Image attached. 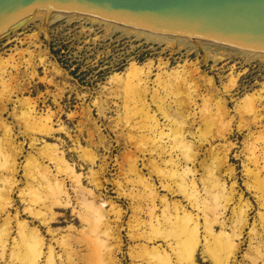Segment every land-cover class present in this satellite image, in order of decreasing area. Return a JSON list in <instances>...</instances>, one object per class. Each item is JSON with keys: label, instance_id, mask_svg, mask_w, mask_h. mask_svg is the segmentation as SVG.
Segmentation results:
<instances>
[{"label": "rangeland", "instance_id": "374dc122", "mask_svg": "<svg viewBox=\"0 0 264 264\" xmlns=\"http://www.w3.org/2000/svg\"><path fill=\"white\" fill-rule=\"evenodd\" d=\"M43 19L31 15L21 26L0 36V143L2 127L9 126L14 142L9 146L18 151V186L12 190L11 205L0 214V223L9 214L13 236L17 232L16 215L36 226L59 263L67 256L65 246L71 236L81 235L78 233L88 228L81 215L94 199L93 193L96 202L104 201L107 221L119 234L117 264H146L142 232H150L151 197L137 181L140 173L168 201L165 207L156 200V214L160 216L164 208L174 213L176 202L198 214L203 236L202 214L177 190L170 174L171 163H186L171 134L180 114L186 126L185 138L196 151L194 170L199 187L208 168L221 164L220 176L233 188L234 198L223 217L229 232L233 209L238 205L247 209L248 223L236 241L239 249L234 264H249L259 251L264 253V246L256 243L264 234V53L214 43L197 46L148 39L85 16H51L45 29ZM148 60L165 62L167 70L186 63L187 93L181 86L176 93V80L159 78L157 69L152 70L140 94L123 88L119 80H110L131 61L142 64ZM202 76L210 77L214 87L203 83ZM233 78L235 85L230 88ZM260 87L259 99L255 92ZM252 92L256 96L253 104L240 101ZM181 98L189 104L181 105ZM29 111L36 121H47V131L29 126ZM151 114L165 133L162 137L156 136L154 122L146 117ZM44 143L57 149L74 168L79 182L66 168L58 170L48 160L51 149H41ZM34 159L48 165L51 176L63 181L68 193L67 198L52 201L53 209H44L45 216L26 211V201L20 197L19 188L29 179L24 167ZM221 227L217 223L214 229L217 232ZM148 244H161L169 251L162 240ZM79 245V252H83L75 253L77 264H98L85 258L86 247ZM0 264H4L2 259ZM195 264L215 263L200 246Z\"/></svg>", "mask_w": 264, "mask_h": 264}, {"label": "bare ground", "instance_id": "6f19581e", "mask_svg": "<svg viewBox=\"0 0 264 264\" xmlns=\"http://www.w3.org/2000/svg\"><path fill=\"white\" fill-rule=\"evenodd\" d=\"M31 15L44 16L45 10L37 9L26 17L25 20L31 17ZM63 15H73L74 17L83 16L76 13L53 11L51 12L49 21L51 16L57 18L58 16ZM88 18L99 20L108 27L113 26L127 31H132L138 35L145 36L148 39L171 40V42L167 41L168 43H179L180 41H185L197 46H201L204 43L220 44L208 40L180 37L144 29H134L118 23L97 19L95 17ZM49 21L45 23L43 19V26L45 29L48 27ZM13 30L14 29L11 31ZM220 45L228 46L224 44ZM246 50L251 51L248 49ZM257 53L263 54L259 52ZM153 69H157L159 71V73L156 74L159 78L161 76H169L176 80V82L173 83L176 87V93L179 92L178 90L181 87L182 89H185L184 93H187L189 90L188 84L184 82L187 77L186 75L189 73L186 63L176 65L169 68L170 70H167V64L165 62L153 63V60H148L142 64H138L137 62L131 61L124 68L123 72H115L110 77V80H119L121 81L123 88L140 94L141 90L144 88V83H146L147 78L150 76ZM201 80L203 83L207 82L213 86V82L210 77L208 78L206 76H202ZM234 85L235 79L233 78L231 80L230 88ZM263 87L258 88L255 93L257 94L261 92L260 90ZM227 88L226 90H230V88ZM214 89L218 94L219 91L217 88L215 87ZM254 97L256 96L253 92L247 93L240 99V101L251 104ZM258 97L259 99L262 97L260 96V93L257 98ZM180 100L179 102H181L180 104H183V106L189 104V102H185L183 99L181 101ZM148 111H146V113H148ZM31 114L32 113L29 111L26 116L29 121V126L32 129L42 127L43 130L47 131V121L40 123L33 119ZM177 116L179 119L176 122L175 128L172 130L170 128L168 129L171 130V134H173L174 143L177 145L178 150L184 154L186 163L183 166H179L178 163L175 162L171 163L170 174L177 190L182 192L183 196L189 200L192 207L198 209V212L200 211L202 214V231L204 235H201V224L199 222V217L197 216L198 214L193 215L191 211H188L185 208L182 209L180 204L178 205L176 202H174V213H171L167 210V208H164L162 209L161 215H157L156 200H160V203L165 205V207L168 206V201L164 196H159L158 192L155 190L154 184L150 183L148 179L143 178L142 175L138 173L137 181H141L143 183L146 191H148V195L151 197L148 227V231L150 232L145 234L142 232L146 239V244L144 245V249L147 253L146 260L148 261L146 264H195V257L200 246H202L203 252L210 255L215 264H234L237 258L236 254L239 249V243L236 241L241 235V228L248 223L247 209L241 207L240 205L233 209L232 212L234 215L231 220V232H229L227 230L226 220L223 219V217L227 211L230 200L234 198L233 188L227 187L224 180L221 178V164H219V166L215 165L208 168L207 173L203 174L201 178L202 188L199 187L195 178L196 171L194 170L196 151L191 142L185 138L186 126L184 120H181L183 119L182 116L180 114ZM146 117L148 119L151 118L154 122L153 127L157 130L156 136L160 135V137H162L165 135L163 129L160 127L159 122L153 114L146 115ZM2 128L3 137L0 143V214L4 210H7V207L11 205L12 190L18 186L15 178L17 172V147L9 146L13 142L9 136L11 133L9 126ZM49 130H51V128H49ZM31 140H36V138L31 137ZM43 147L51 149L47 153L46 157L48 160L52 161L58 170L66 168V171L76 177V180L79 182V179L74 172V168L64 161L63 156L57 151V149L49 143H44L41 149H44ZM45 152L47 151L45 150ZM225 158L226 155H224L223 162H225ZM190 164L192 165L190 166ZM24 168V170H26L24 172L27 176H29V179L24 181V184H22L23 186L19 188V191L21 199L26 201L24 209L29 213L34 216H45L46 211H44V209L51 211L53 209L52 201H60L62 198L68 197L63 181L57 180L56 175H53V178L48 165H45L42 161L34 159L32 163H27ZM256 171L258 173L261 172L259 169ZM94 182L95 185L98 186L99 182L96 177ZM91 194L95 200L93 199L87 203V211L81 215V218L87 222L88 228L78 233L81 235H72L67 241V245L65 246L67 256L65 259L60 260L59 263H57V258L52 246L50 244L46 245L38 228H36V226L31 227L24 219L19 220L17 215L15 218L17 232L16 235L13 236V230L10 226L11 218L9 217V214H7L3 222L0 223V259L4 261V264H77V260L74 259V255L75 253L81 254L83 252H79L78 250L77 244H80L84 245L87 250V252L85 250L86 253H84V255L87 254L86 257L83 255L82 257L90 258L98 264H117L118 260L115 258V251L120 245L119 234L117 231L115 234V231L107 221L106 213L102 207L104 201L96 202V195L93 193ZM179 209H181V211ZM217 223L221 224L222 227L216 232L214 226ZM252 235L253 239H256V232L254 230ZM157 240L166 242L169 251L166 248H162L161 244L158 246H149L148 243H153ZM256 243L258 247L264 246V234L260 235V239L259 241H256ZM44 249H47V251L45 252ZM258 253L260 255L252 259V262L249 264H264V253L261 251ZM43 258L44 260L42 261ZM80 260L82 261V259ZM86 262V264H88V261Z\"/></svg>", "mask_w": 264, "mask_h": 264}, {"label": "water", "instance_id": "95a60500", "mask_svg": "<svg viewBox=\"0 0 264 264\" xmlns=\"http://www.w3.org/2000/svg\"><path fill=\"white\" fill-rule=\"evenodd\" d=\"M37 9L264 53V0H0V35Z\"/></svg>", "mask_w": 264, "mask_h": 264}]
</instances>
